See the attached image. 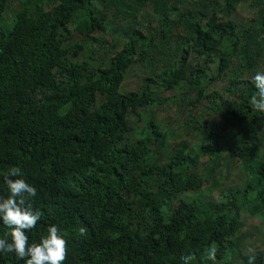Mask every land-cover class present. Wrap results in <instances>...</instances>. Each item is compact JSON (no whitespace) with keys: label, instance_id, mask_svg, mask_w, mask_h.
<instances>
[{"label":"trees","instance_id":"16d2710c","mask_svg":"<svg viewBox=\"0 0 264 264\" xmlns=\"http://www.w3.org/2000/svg\"><path fill=\"white\" fill-rule=\"evenodd\" d=\"M258 70L264 0H0V197L19 166L62 264H264Z\"/></svg>","mask_w":264,"mask_h":264},{"label":"clouds","instance_id":"9594fccd","mask_svg":"<svg viewBox=\"0 0 264 264\" xmlns=\"http://www.w3.org/2000/svg\"><path fill=\"white\" fill-rule=\"evenodd\" d=\"M255 92L249 97V104L255 110L264 113V70H258L251 76ZM6 185V196L0 197V225L10 231V240L0 238V256L11 253L16 261L23 264H62L66 253V239L60 234L56 224L47 226V234L38 243L30 242L28 233L42 219L39 210L34 209L31 198L37 196V189L24 178L19 166H12L3 176ZM86 229H78L83 236ZM191 256L183 258L184 264H189ZM207 261L214 262L216 251L209 246L206 253ZM254 257L248 258V264H254Z\"/></svg>","mask_w":264,"mask_h":264},{"label":"rangeland","instance_id":"374dc122","mask_svg":"<svg viewBox=\"0 0 264 264\" xmlns=\"http://www.w3.org/2000/svg\"><path fill=\"white\" fill-rule=\"evenodd\" d=\"M14 2L17 3V1H14ZM240 15L242 17H249L250 12L246 8L245 9H240ZM138 69H139L138 67H135V68H133L132 70L129 71V73L127 74V79L124 82L123 87H122L123 90L124 89H132L137 84L139 85V83L137 81V77H138V73H139ZM165 96H169V93L166 94ZM174 107L175 106H173V109H174ZM170 111H172V110H170ZM170 111L167 110V105H165V104L160 105V107L157 109V112H158V115H159L160 119L161 120H164L165 121V124H167V122H168L167 119H168V114H169ZM177 125H178V122H177ZM175 136L176 135H174V134L171 135L170 136V141H174V139H175L174 137ZM236 178H237L236 175H233L232 174L230 176L231 181L236 180ZM249 222H251V223L253 222V224H255L257 226H260V227L262 226V222L259 219H255L254 221H249ZM262 229L264 231V228L263 227H262ZM259 248L260 249H264V244L263 245H260Z\"/></svg>","mask_w":264,"mask_h":264}]
</instances>
